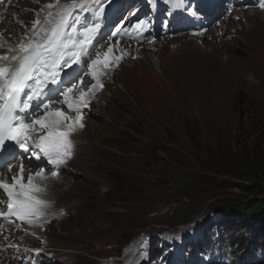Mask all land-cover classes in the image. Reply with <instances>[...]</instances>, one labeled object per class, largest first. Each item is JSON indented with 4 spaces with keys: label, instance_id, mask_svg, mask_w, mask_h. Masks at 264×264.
<instances>
[{
    "label": "rangeland",
    "instance_id": "1",
    "mask_svg": "<svg viewBox=\"0 0 264 264\" xmlns=\"http://www.w3.org/2000/svg\"><path fill=\"white\" fill-rule=\"evenodd\" d=\"M17 1L0 0V25L5 24V29L0 27V53L29 35L27 27L35 18L50 12L45 7L49 0H22L23 5ZM254 10L264 14V8L231 11L224 6L222 14L230 16L220 17L218 13V20L203 31L213 38L222 30L244 27L241 32L236 30L231 40L227 41V33L223 35L224 51L219 56L223 66L210 55L188 52L185 46L177 49L186 52L185 57L171 50L172 41L200 32L155 34L142 44L159 41L166 55L180 64L164 67L167 78L162 77L154 54L149 59L154 58L150 69L140 70L137 63L131 71L115 66L100 75L102 86L87 98L82 113V119L95 124H83L70 136L72 142L84 146L92 142L93 147L85 151L87 158L82 150L73 151L71 158L77 165L65 163V172L54 178L70 185L55 191L54 199L47 201L48 215L62 206L71 208L68 216L39 230L27 232L25 228L18 235H10L18 242L24 239L25 246H45L52 253L56 249L58 255L50 259H61L57 264H108L104 257L112 258L116 246L124 250V243L128 246L143 233L165 230L178 239L194 233L204 217L216 214L219 204L234 208L260 201L257 215L264 217V192L255 193L250 172L258 169L257 160L261 162L264 152V35L258 31L264 30V16ZM7 12L9 17L4 21ZM254 26L258 32L248 31L244 36V29ZM204 40L205 36H198L196 42L209 51ZM111 45L112 41L104 42L86 61L94 59L97 52L107 53ZM115 49L112 47L111 55L119 56ZM96 83L85 77L76 84L86 92ZM113 95L111 109H105L109 121L99 115L96 106L107 105ZM170 185L175 189L167 195L164 188ZM185 185L184 191L193 196L190 199L177 196ZM99 186L106 192H97ZM179 199L192 207L196 216L193 222L182 223L180 210L174 214L172 208ZM44 216L46 212L38 218ZM258 222L264 219L258 218ZM187 229L191 231L186 233ZM2 235L5 238L7 233ZM128 253L117 257L116 262L132 260Z\"/></svg>",
    "mask_w": 264,
    "mask_h": 264
},
{
    "label": "snow or ice",
    "instance_id": "2",
    "mask_svg": "<svg viewBox=\"0 0 264 264\" xmlns=\"http://www.w3.org/2000/svg\"><path fill=\"white\" fill-rule=\"evenodd\" d=\"M109 2L110 0H69L62 9L55 13L50 11L39 27V20L33 21L32 38L27 43L23 39L20 41L19 54L12 56L11 63L0 64V149L11 141L13 144L10 147H18L24 153L30 152L37 160L46 159L55 169L51 173L53 178L57 177L59 167L73 155L74 146L70 136L84 126L82 113L87 106V98L97 87L102 86L98 77L117 66L123 58L111 55L110 47L107 53L97 52L90 62L85 60L102 38L103 26L100 19L105 15ZM169 2L174 7L182 6V0ZM259 6L264 8V0H260ZM45 7L51 9L53 4ZM147 27V22L141 20L132 26V30L139 34ZM6 59L7 56H0V60ZM82 61L88 63V74L97 83L86 92L76 83H72L70 88H62L64 83L75 79L70 77L69 81H65L64 77H68L73 67ZM83 79L81 77V82ZM53 96L57 99H52ZM57 103L66 105L68 111L75 115L53 107ZM32 108H42L43 115L29 123L28 113ZM36 132H39L38 136H34ZM0 167H3L2 163ZM44 173L45 169L41 168L38 172L29 174L25 181L21 163L19 175L12 176L11 183L7 177L0 180V192L7 196L8 209L7 213H0V217L10 219L11 216H16L25 223H34L48 204L40 198L45 187L37 182V179L43 181L48 178Z\"/></svg>",
    "mask_w": 264,
    "mask_h": 264
},
{
    "label": "bare ground",
    "instance_id": "3",
    "mask_svg": "<svg viewBox=\"0 0 264 264\" xmlns=\"http://www.w3.org/2000/svg\"><path fill=\"white\" fill-rule=\"evenodd\" d=\"M17 3H19L20 5L24 4V2L22 0H18ZM219 4H220V6L217 5L218 11L219 10L221 11L222 7H224L223 4H225V3H224V1H222V3H219ZM10 6H11V4H10ZM131 7H129L127 9V11L124 13L125 15L128 14V16H126V17H128L127 20H129L131 18L132 12H133V10L135 8V6H133V5ZM243 12H245V11L243 10ZM254 12L258 16H264V14L260 13L259 11L254 10ZM221 13H222V11L219 12V15ZM8 14H9L8 12L5 14V20L4 21H6V19L9 17ZM30 15L31 14H25V15L23 14L22 16L26 17V16H30ZM224 16H226V15H224ZM224 16H222V17H224ZM228 16H230V15L228 14ZM0 27L5 29V24L3 22H1ZM242 27L243 26H240L239 28H235L234 27L232 29V25H229V28H231L232 30H229V31L228 30L227 31L226 30H222L221 33H218L217 36H214L213 38H211L209 35L205 34L206 32H203V31L207 30V28H206V29L198 31L200 33L195 34L194 37H186V36H184V37H181V38H177L176 40L174 39L175 41H172V44H174L173 45V49H171V50L175 51L179 47L185 46L188 52L191 51V53H195V54H199V55H206V56L210 55V56H212L213 58L216 59V61L218 62L219 66H223V62L221 61V58L219 57L220 56V51L223 50V44H224L223 43V35L225 33H227L228 34L227 35V41L231 40V39H233V36H235L237 34L238 31L241 32V30L244 28V27L243 28ZM255 29H256L255 26L253 28L248 27L247 31L244 29V31H245L244 36H246V33H249V32L254 33V32H258V31L264 35V30L259 29L257 31L258 28L256 30ZM236 30H238V31H236ZM198 36L199 37L200 36H205V40L203 41V44H204V46H209V51L206 48L201 47V46H199L197 44L196 39H197ZM111 41H112L111 49H112V47H115L116 48L115 51L118 52V55L119 56H123V58L119 60L117 67H120V68H122L125 71H131L132 69L136 68L137 67V63H139L140 70L146 69V68L150 69L149 65L152 64L151 60L154 59L153 58V59L149 60L152 54H154V56H155L154 60L158 62V65H159V67H160V69L162 71L161 74H162L163 78H167V75H168L167 73L164 72V67L165 66H170L172 68L180 66V64L175 60L176 59L175 57H174V59H172L170 55H169L170 57L166 55L165 50H164V48H162L160 46V42L159 41L158 42L152 41V42H149V43H146V44H142V42H141L142 40H139V41L136 42V45H130V41L124 40V42H123L122 39H118V38H113ZM104 42H107V41L102 40L101 44L102 43L103 44L100 45V46L98 45L96 47V49L97 48H102L104 46ZM125 42H127V44H125ZM16 47H17V45H16ZM165 47H166V44H165ZM239 48H241V47H239ZM107 49L108 48L106 47V51H107ZM10 52H14V49H11V51L7 50V53H10ZM177 52L180 53V56H183V57L187 56V53L184 52L182 49L181 50H177ZM1 53H4V48L1 50ZM227 55H229V54H227ZM189 64H190V62L187 65H189ZM86 65L88 67V64H86ZM87 67L83 68L78 75L76 74L74 76L75 79L70 80V82L65 83L66 85H63L61 87L62 88L63 87H69L70 85H72V83H77L78 79L82 76V73H85L84 76L86 77V80L90 81L92 78H91V76H89V74L86 73V71L88 70ZM173 72H170V73H173ZM98 80H101V79H98ZM66 81H69V79H66ZM53 99L55 100V99H57V97L55 96ZM114 99H115V95H113L111 98L108 99L107 105L96 106V111L99 113V115L102 118L106 116V119H109V121H110L111 117L106 115L105 109L106 108H108V110L111 109V105L113 104ZM55 105L63 107L64 111H68V108H67L66 105L62 106L59 103H57ZM54 107H56V106H54ZM40 109L41 108H37V109L34 110V114L36 116L43 113V112H39L38 111ZM70 115H72V113H70ZM110 115H112V114L110 113ZM90 120L91 119H88V118H85V120L82 119V123L86 127H89V126H92L93 124H95L94 121H90ZM76 142L77 141H73V146H74L73 147V151L74 150H78V151L82 150L84 152L85 158H87V155H86L85 151L86 150H90V148L93 147L92 142H88V144L85 145V146H84V144L79 145ZM66 163H69L70 165L72 164L73 166L77 165L76 161L73 160V158L69 159ZM9 167H11V172H9ZM20 167H21L20 163H18L16 161H12V160H7L6 162L3 163V167L0 168V175L2 177H4V178L7 177L8 178V182L11 183L12 182L11 181V177L19 175ZM23 168H24V179L26 181L27 180V176L29 174H34L35 173L36 166H33V163H31V161L27 160L26 164H23ZM63 172H65V170L61 167L59 169V174H62ZM45 176L48 177L46 180L40 181V180L37 179V182L41 183L42 186L45 187V192L40 195V198L44 199L46 201H50L51 199H54V195L57 194V192H55V191L60 192L63 188H67V184L70 185L69 182L68 183L64 182V183L60 184V182L56 181L51 175L45 174ZM97 192L104 193V192H106V189L104 187L99 186L98 189H97ZM48 205H49V202H48ZM0 207L1 208L7 207V199H2L0 201ZM76 207H78V205L75 206V209H76ZM43 209L45 210L44 212H46V216L43 217V218H48V217H51L53 215L57 216L59 214V211H55L54 210L52 212V214L48 215L49 210L47 211L46 207H44ZM51 209H52V206L50 205V210ZM65 209H66V207H65ZM70 210H71V208L68 207V211H70ZM56 216L53 218V220L56 219ZM39 219H41V218H37L35 221H37ZM16 221H17V219H15L13 221H10V222H4L3 218L0 217V229L2 230V231H0V264H17V262H11L12 261L11 260V256H12V253L14 252V248L15 247H19V243L20 242H18L16 240V238L11 236V235L15 234V233H16L15 235L20 234V231L24 230L25 228L26 229L29 228V224L17 225ZM35 229L39 230V228H37V227H35ZM6 233H7L6 237L3 238L2 234H6ZM116 248H117V250H119L120 246L119 247L116 246ZM37 249H40V248H36L35 250H37ZM47 252H50V251H47ZM128 252L129 253L127 255H132L130 253L131 251H128ZM53 253L57 254L56 253V249L53 251ZM48 259L49 258L43 257L41 259L42 264H49L48 263ZM128 261H130V260H128ZM115 264H121V263L119 261H117V262H115Z\"/></svg>",
    "mask_w": 264,
    "mask_h": 264
},
{
    "label": "trees",
    "instance_id": "4",
    "mask_svg": "<svg viewBox=\"0 0 264 264\" xmlns=\"http://www.w3.org/2000/svg\"><path fill=\"white\" fill-rule=\"evenodd\" d=\"M263 154L261 155V159L258 163H259V167L258 169L256 168H253L251 172V176L254 177L255 181H254V185H253V188L255 189V193H258V192H264V152H262ZM208 172H212V170H208ZM166 185V184H165ZM170 188H164L166 190V193L167 195H170L173 190L175 188H173L171 185L168 186ZM188 187V185H185L182 189V191L179 193V195L177 196H186V198L190 199L191 197H193L192 195H190L189 193H187L186 191H184V189H186ZM178 194V192H176ZM175 197V196H173ZM184 200L183 199H179V201H176V203H178L176 206H175V209L174 207L172 208L173 209V212L174 214H177V211L176 210H180V214H179V218H181L182 221H189L193 216L189 215L191 211H193L192 207H187V205H183ZM260 201H252V203H245L244 205H239L237 207H229L230 205H227V207L229 208H224L225 206L219 204L217 205V208L220 210V211H223V212H229L230 210H236L237 212L238 211H247L251 214H255L258 212L259 210V206H260V203H258ZM258 203V204H257ZM230 204V203H228ZM189 215V217H187Z\"/></svg>",
    "mask_w": 264,
    "mask_h": 264
},
{
    "label": "clouds",
    "instance_id": "5",
    "mask_svg": "<svg viewBox=\"0 0 264 264\" xmlns=\"http://www.w3.org/2000/svg\"><path fill=\"white\" fill-rule=\"evenodd\" d=\"M42 1H44L45 2V0H42ZM6 3V2H5ZM46 4H53V8H51V9H49L51 12H53V13H55L56 11H58V0H54V1H48V2H46ZM132 6V5H131ZM135 6V5H134ZM38 8V7H37ZM238 9V8H237ZM36 20H39V24L37 25V27H39L40 26V24H43L44 23V20H45V16H43L42 14H40L37 18H35L34 19V21H36ZM31 26H32V24H30V26L29 27H27L28 28V34L29 35H27L26 37H23V38H21V39H17L16 40V45H17V43H20V41L23 39L24 40V42L25 43H27V41H28V39H31L32 38V35H33V33H32V31H31ZM179 33H189V32H179ZM193 33H195V32H193ZM193 33H190V34H193ZM155 34H157V36H166V35H162L160 32H156V33H152V35H155ZM152 35H149V36H147V37H145V38H143V39H138V40H132V42H137V41H139V40H144V39H146V38H148V37H150V36H152ZM169 35V34H168ZM127 41H129V40H127ZM131 42V41H130ZM131 42V43H132ZM18 47V46H17ZM17 47L16 46H14V47H12L11 49H14V51H16L17 50ZM3 64H5L4 62H3ZM6 65V64H5ZM55 97V96H54ZM54 106H56V108H60L61 110H63V107H61V106H58V105H54ZM53 106V107H54ZM85 108V107H84ZM42 112H43V110H42ZM70 115V114H69Z\"/></svg>",
    "mask_w": 264,
    "mask_h": 264
}]
</instances>
